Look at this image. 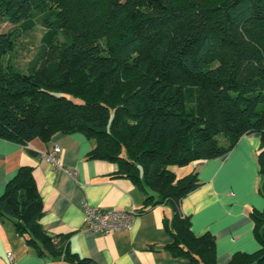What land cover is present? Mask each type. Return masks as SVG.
Masks as SVG:
<instances>
[{"label":"trees","instance_id":"1","mask_svg":"<svg viewBox=\"0 0 264 264\" xmlns=\"http://www.w3.org/2000/svg\"><path fill=\"white\" fill-rule=\"evenodd\" d=\"M43 45L24 71L13 62L21 32L36 20ZM0 138L44 141L82 132L88 158L117 164L145 193V205L175 209L166 244L188 264H216L213 234L196 235L181 200L201 183L169 165L226 155L261 136L264 195V0H0ZM32 166L0 195V214L40 253L95 264L72 252L67 234H49ZM262 243L227 264H264V211H253Z\"/></svg>","mask_w":264,"mask_h":264},{"label":"crops","instance_id":"2","mask_svg":"<svg viewBox=\"0 0 264 264\" xmlns=\"http://www.w3.org/2000/svg\"><path fill=\"white\" fill-rule=\"evenodd\" d=\"M55 145L61 148L64 166L76 170V176L56 170L43 157ZM94 146L95 141L82 132H57L48 141L0 138V195L21 166H32L43 200L40 222L49 234L70 235L72 252L95 264H188L187 258L165 248L171 241L165 225L175 213L173 205L145 210L149 207L145 191L130 178L114 176L117 164L87 157ZM261 146L260 133L252 132L226 155L189 164V173L196 171L201 184L181 200L179 209L190 218L196 235H214L216 264H227L237 252L253 253L262 247L252 216L253 211H264L259 190ZM85 204L105 210L134 209L132 228L109 235L88 229ZM9 251L15 256L13 264H71L63 256L40 253L18 234L11 218L0 214V264H8Z\"/></svg>","mask_w":264,"mask_h":264},{"label":"built area","instance_id":"3","mask_svg":"<svg viewBox=\"0 0 264 264\" xmlns=\"http://www.w3.org/2000/svg\"><path fill=\"white\" fill-rule=\"evenodd\" d=\"M61 148L55 145L53 149L43 154V157L48 160L56 170H65L72 176L77 175V171L64 166L61 158ZM85 226L93 231L109 235L118 230H129L132 228L133 220L136 216L134 209H113L105 210L99 206H91L85 204ZM15 259L14 253H7L8 264H13Z\"/></svg>","mask_w":264,"mask_h":264},{"label":"rangeland","instance_id":"4","mask_svg":"<svg viewBox=\"0 0 264 264\" xmlns=\"http://www.w3.org/2000/svg\"><path fill=\"white\" fill-rule=\"evenodd\" d=\"M15 27L14 24L3 20L0 22V32L11 30ZM47 28L41 23L40 19L36 20V24L27 32H21L18 37L17 51L13 53V63L26 71L29 63L36 57L43 45V36ZM191 165L178 166L175 164L169 165V168L178 174V177H183L191 171Z\"/></svg>","mask_w":264,"mask_h":264}]
</instances>
